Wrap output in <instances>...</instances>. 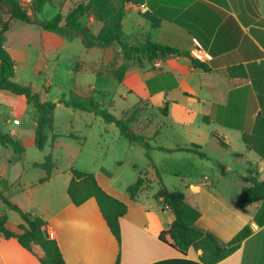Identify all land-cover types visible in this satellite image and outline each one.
<instances>
[{
	"label": "crops",
	"instance_id": "0c3cea01",
	"mask_svg": "<svg viewBox=\"0 0 264 264\" xmlns=\"http://www.w3.org/2000/svg\"><path fill=\"white\" fill-rule=\"evenodd\" d=\"M81 1L68 0L62 9L51 4L46 7H53L54 17L59 12L67 16ZM42 13L38 15L39 19ZM146 15L160 20V27L154 28ZM15 21H12L10 31ZM81 23L94 35L103 28L91 13L85 14ZM123 32L124 41L131 45L141 46L151 40L183 53L153 60L142 58L132 64L122 82L128 89L123 95L125 100L136 96L138 103L147 102L151 109L156 102L160 103V109L168 106L166 119L178 124L175 129L150 124L141 131L153 139L155 148L179 149L198 145L208 156L202 158L191 152L155 150L153 158L159 171V160L167 156L190 158L196 166L194 176L185 178L178 167L172 171L171 179L163 176L164 183L171 191L185 192L187 202L202 213L197 228L212 233L222 245L232 244L244 229L249 228L240 248L218 264H264V200L246 208L241 205L242 192L250 186L244 178L255 170L259 179L264 181V0H144L140 5H127ZM58 41L63 45V40ZM198 44L211 56L204 61L210 66V72L192 66L193 52ZM6 48L9 51L7 42ZM86 50L98 54L101 51V56L93 59L94 66L89 67L95 78L92 89H97L100 78L116 80L104 65L110 68L117 47ZM236 66H242L247 77H232L229 70ZM84 70L79 69L80 72ZM4 92L7 91L0 90V102L6 96ZM77 115L92 120L85 114ZM204 117L210 118V124L218 123L222 132L210 130ZM92 122L86 126L91 127L97 120ZM195 123L199 125L197 129ZM16 125L21 126V122ZM203 127H208L207 134ZM111 132L113 130L109 127L100 128L95 133L97 142L100 144L103 136ZM214 132L224 137L227 145H223ZM11 134L24 140L18 130L11 131ZM87 134L86 131L84 137L88 138ZM27 144L35 145V134L27 139ZM130 145V151L137 153L136 147L140 146ZM210 146L234 153L232 159L225 153H219V157L214 155ZM144 154L146 156L145 150ZM20 159L16 155L9 164L4 162L0 165V172L6 168L14 172L13 167L21 163ZM35 163L43 162H34L33 165ZM150 166L146 175L152 182L151 187L146 188L137 200L128 193L133 184L119 183L113 172L102 169L92 172L110 195L128 205V213L121 219V248L95 198L81 206L71 201L68 195L72 178L70 170L55 173L54 169L49 181L41 183L46 177L43 175L35 182L24 184L23 190L29 192L30 200L27 204L16 202L24 211L47 222L46 230L54 233L53 239L58 242L67 264H116L119 253L121 264H204L200 251L191 249L188 255H182L160 240L161 233L170 229L175 215L162 198L156 197L160 186H153L158 178L156 170ZM22 173L21 176L13 174L11 180L0 173V190L9 191L13 182L22 180ZM178 177H182L180 189L174 180ZM0 205V214H8L12 228L23 224L20 216L19 219L13 216L14 221L10 219L17 212ZM43 256L44 250L39 245H34L31 252L17 239L0 235V264H42L40 259Z\"/></svg>",
	"mask_w": 264,
	"mask_h": 264
},
{
	"label": "trees",
	"instance_id": "16d2710c",
	"mask_svg": "<svg viewBox=\"0 0 264 264\" xmlns=\"http://www.w3.org/2000/svg\"><path fill=\"white\" fill-rule=\"evenodd\" d=\"M68 0H32L30 7H24L19 0H0V90L10 92L16 96H24L29 105H33L38 112L35 130V146L44 150L49 140V131L55 123V111L59 104L67 108L93 113L100 117L106 124L116 125L121 135L131 144L138 145L146 151L147 158L151 161L152 167L156 170L159 180V190L156 197L162 198L175 215V220L170 229L160 235V240L165 245L176 250L182 255H188L191 249L200 251V259L204 264H218L233 255L241 246V243L248 236V229L228 246L222 245L210 232L197 228L196 223L202 213L198 207L192 206L186 200V194L182 190L171 191L164 183L161 172L156 167L152 153L159 150L165 153L191 152L202 158H208L202 152V147L193 145L179 149H168L165 147L155 148L151 142L153 139L138 134L134 125L139 121L141 113L145 110L141 102L128 111L123 112L122 117H116L106 104L101 103L93 95L82 96L72 92L64 95L59 102L44 101L41 95L31 85H22L14 81L17 71V63L6 48L7 33L11 29L12 21L17 20L23 23L34 25L42 31L56 33L68 41L81 38L87 49L117 47L116 56L110 63V72L120 83L126 79L127 72L132 64L142 58L151 60L170 55L180 56L183 53L177 49L158 44L148 40L144 45H131L124 41L123 21L126 16V7L129 4H142L144 0H82L75 5L67 16L59 12L53 19L42 21L38 18L46 5L51 4L62 9ZM91 13L103 24L98 35H94L81 23L82 17ZM146 18L152 21L154 28L161 25V21L150 15ZM119 59L122 63L119 64ZM192 66L210 72V66L203 61L192 57ZM232 77L245 78L247 73L242 66L232 67L229 70ZM101 95H104L101 93ZM184 96L188 97L187 94ZM165 114H168L166 106ZM204 121L210 124V118L204 117ZM214 136L223 144H226L224 137L217 132ZM0 143L3 147L12 149L19 157L26 152L22 141L13 134L3 133L0 130ZM36 168L44 169L47 175L41 180L45 183L50 180L55 163L51 156L46 158L44 163H35ZM223 168V166H221ZM71 181L68 187V195L76 206H81L91 198H95L100 211L120 248L122 243L121 219L128 213V205L110 195L98 182L95 174L76 169L71 171ZM244 180L250 183L242 192L241 205L243 208L253 203L264 200V181L259 179V174L254 170ZM147 175L139 177L138 181L128 188V193L133 200H137L140 194L151 185ZM0 200L12 211L17 212L23 220V224L16 228L10 226L9 216L4 213L0 216V235L6 239L15 238L28 251H33L34 245H39L44 250V256L40 259L42 264H67L58 242L46 236L47 222L32 213L24 211L19 205L0 190ZM116 264H121V253H119Z\"/></svg>",
	"mask_w": 264,
	"mask_h": 264
},
{
	"label": "rangeland",
	"instance_id": "374dc122",
	"mask_svg": "<svg viewBox=\"0 0 264 264\" xmlns=\"http://www.w3.org/2000/svg\"><path fill=\"white\" fill-rule=\"evenodd\" d=\"M19 1L26 8L30 7L32 3V0ZM53 17V7L49 5L44 9L40 19L49 21ZM60 39L63 40V45L59 44L58 40ZM7 47H9V51L17 63L14 81L22 85H31L44 101L59 102L64 95H70L72 92L79 93L82 96L93 95L101 103L106 104L118 118L122 117L124 111H128L139 104L136 96H131L129 100H125L123 95L128 91L127 86L114 79L100 78L97 89H92L91 84L95 81V78L89 67L92 64L94 66L93 59L95 56L96 58L98 55L101 56V51L98 54L95 51L86 50L81 38L68 41L62 39L56 33L45 32L34 25L15 21L7 36ZM118 63L121 64L122 60L119 59ZM80 67L85 70L80 72ZM104 68L110 70L109 65L107 67L104 65ZM110 75L112 74L110 73ZM101 93L104 95H101ZM4 94L9 98L4 96L0 102V130L8 134H11L13 130H18L19 135L24 139L22 143L26 149L23 156L19 157L17 155L21 158V163H17L13 167L14 172L8 168L0 172L2 177H10V180L13 174L21 176L20 173L23 172L22 180L13 182L10 192L5 193L15 204L18 205V201L24 204L29 202V192L23 190L24 184L35 182L43 175H47L44 169L34 167L33 163H44L48 156H51L55 163V173H66V171L72 169L92 173L102 169L113 172L119 183L135 184L140 176L145 175L146 171L150 170L151 161L145 156L144 149L136 147L137 153L131 152L129 141L121 136L116 125L106 124L95 114L82 113L83 111L67 108L62 104H59L55 111V126L48 133L49 141L46 148L39 150L35 145L27 144V139L35 134L38 118L37 109L33 105H29L24 96L12 95L10 92H4ZM141 104L145 110L141 113L139 121L134 125L136 133L145 135L141 131L145 130L148 125L151 126L150 124H152V127L163 125L164 129H167L166 127L174 129L178 127L175 120L166 119V108L160 109V103H154L152 109L149 108L147 102L142 101ZM77 114H85L84 116H89L97 122H94L91 127H87V124L93 123L92 120L86 117L81 118ZM15 120H20L21 126H17ZM103 126L111 128L113 132L103 136V140L99 144L95 133ZM194 126L197 129L199 125L195 123ZM27 127L32 128L33 133L32 129H30L31 131L26 130ZM209 129L222 132L221 127L216 122L210 124ZM209 129L203 127L206 134ZM86 131L88 132V138L84 137ZM71 133L79 136V138H75L74 134ZM58 134H61V136L58 137ZM251 142L252 140H250ZM151 144L153 145V142ZM211 146L210 151L218 157L219 153L226 152L218 149V147L215 149ZM225 154H228L229 159H232L231 156L234 153L227 152ZM167 157H164V160H159L162 179L163 176L168 177L166 179H171L172 171L178 167L182 169L181 172L185 178L194 176L196 166L190 158ZM15 159V152L12 149L3 147L0 143V165H3L4 162L10 163ZM204 168L200 167L199 169ZM178 178L174 180H176V187L180 189L179 182L182 177ZM158 185L159 180L157 179V184L155 183L153 186L157 188ZM150 187L148 185L147 190ZM1 201L0 204L3 206L4 203ZM13 216L19 219L20 215L18 213L11 215L10 219L12 221L15 220Z\"/></svg>",
	"mask_w": 264,
	"mask_h": 264
},
{
	"label": "built area",
	"instance_id": "2783aa9c",
	"mask_svg": "<svg viewBox=\"0 0 264 264\" xmlns=\"http://www.w3.org/2000/svg\"><path fill=\"white\" fill-rule=\"evenodd\" d=\"M193 57L200 60V61H206L211 59V56L209 54H207L206 52H204V50L201 48V46L198 44V47L196 48V50L193 52ZM17 124L20 123L19 121L16 122ZM47 232L49 233V236L51 238H54V233L50 230L47 229Z\"/></svg>",
	"mask_w": 264,
	"mask_h": 264
},
{
	"label": "water",
	"instance_id": "95a60500",
	"mask_svg": "<svg viewBox=\"0 0 264 264\" xmlns=\"http://www.w3.org/2000/svg\"><path fill=\"white\" fill-rule=\"evenodd\" d=\"M184 56H187V55H186V54H184ZM46 236H47V237H50L48 232H46Z\"/></svg>",
	"mask_w": 264,
	"mask_h": 264
}]
</instances>
